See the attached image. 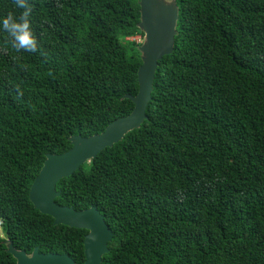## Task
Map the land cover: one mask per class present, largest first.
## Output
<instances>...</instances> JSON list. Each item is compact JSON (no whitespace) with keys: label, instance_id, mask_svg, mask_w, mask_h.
<instances>
[{"label":"trees","instance_id":"1","mask_svg":"<svg viewBox=\"0 0 264 264\" xmlns=\"http://www.w3.org/2000/svg\"><path fill=\"white\" fill-rule=\"evenodd\" d=\"M28 2L43 55L0 30V264H16L6 241L83 264L87 230L53 224L29 189L47 155L131 112L138 0ZM174 2L146 119L55 184L54 202L103 215L101 264H264V0Z\"/></svg>","mask_w":264,"mask_h":264},{"label":"water","instance_id":"2","mask_svg":"<svg viewBox=\"0 0 264 264\" xmlns=\"http://www.w3.org/2000/svg\"><path fill=\"white\" fill-rule=\"evenodd\" d=\"M137 4L139 22L136 28L142 34V43L137 47L140 57L136 72L138 91L135 95H125L133 102L131 112L111 121L102 132L87 139L71 137L70 149L65 154L47 155L29 189L28 197L33 207L41 214L50 216L53 224L87 230L83 240V264H101L103 255L109 251L107 244L112 239V231L95 206L74 210L71 206L56 204L54 197L59 191H55V184L69 177L104 149L120 142L127 132L138 128L146 119L145 111L151 98L157 62L171 53L176 34L177 6L174 0H138ZM6 248V253L16 264H75L66 255L43 254L37 248L27 255L16 251L8 241Z\"/></svg>","mask_w":264,"mask_h":264},{"label":"clouds","instance_id":"3","mask_svg":"<svg viewBox=\"0 0 264 264\" xmlns=\"http://www.w3.org/2000/svg\"><path fill=\"white\" fill-rule=\"evenodd\" d=\"M13 5L19 12L8 11L5 15L0 16V30L6 33L8 43L17 52L40 53L43 55L32 30L33 5L28 0H13ZM17 92L18 95L23 94L18 86Z\"/></svg>","mask_w":264,"mask_h":264},{"label":"rangeland","instance_id":"4","mask_svg":"<svg viewBox=\"0 0 264 264\" xmlns=\"http://www.w3.org/2000/svg\"><path fill=\"white\" fill-rule=\"evenodd\" d=\"M127 41L129 42H134L137 46L140 45L142 43V38L139 37H133L132 39H128Z\"/></svg>","mask_w":264,"mask_h":264},{"label":"built area","instance_id":"5","mask_svg":"<svg viewBox=\"0 0 264 264\" xmlns=\"http://www.w3.org/2000/svg\"><path fill=\"white\" fill-rule=\"evenodd\" d=\"M132 39V38H131ZM128 40V39H127Z\"/></svg>","mask_w":264,"mask_h":264}]
</instances>
